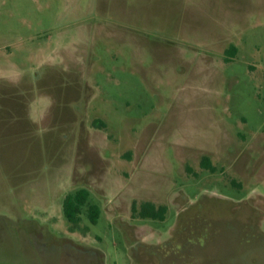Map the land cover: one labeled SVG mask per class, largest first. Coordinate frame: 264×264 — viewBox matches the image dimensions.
<instances>
[{"label": "rangeland", "instance_id": "rangeland-1", "mask_svg": "<svg viewBox=\"0 0 264 264\" xmlns=\"http://www.w3.org/2000/svg\"><path fill=\"white\" fill-rule=\"evenodd\" d=\"M0 264H264V0H0Z\"/></svg>", "mask_w": 264, "mask_h": 264}, {"label": "trees", "instance_id": "trees-1", "mask_svg": "<svg viewBox=\"0 0 264 264\" xmlns=\"http://www.w3.org/2000/svg\"><path fill=\"white\" fill-rule=\"evenodd\" d=\"M102 127L105 128V125L103 124ZM200 165L210 173H215L217 170L209 157L206 156L202 158ZM62 208L71 231L79 229L84 208L87 209V218L91 224H97L101 215L100 207L92 203L90 192L86 189H79L66 195L62 202ZM167 211L166 206H156L151 202H143L139 206L136 203L132 205L134 218L165 221Z\"/></svg>", "mask_w": 264, "mask_h": 264}, {"label": "crops", "instance_id": "crops-1", "mask_svg": "<svg viewBox=\"0 0 264 264\" xmlns=\"http://www.w3.org/2000/svg\"><path fill=\"white\" fill-rule=\"evenodd\" d=\"M225 52H226V50H225Z\"/></svg>", "mask_w": 264, "mask_h": 264}]
</instances>
